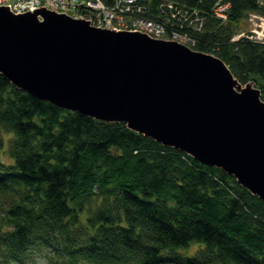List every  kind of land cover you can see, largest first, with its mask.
I'll return each mask as SVG.
<instances>
[{
	"label": "trees",
	"instance_id": "obj_1",
	"mask_svg": "<svg viewBox=\"0 0 264 264\" xmlns=\"http://www.w3.org/2000/svg\"><path fill=\"white\" fill-rule=\"evenodd\" d=\"M138 2L264 101V40L241 26L264 0ZM0 150V264H264V202L236 178L1 73Z\"/></svg>",
	"mask_w": 264,
	"mask_h": 264
},
{
	"label": "water",
	"instance_id": "obj_2",
	"mask_svg": "<svg viewBox=\"0 0 264 264\" xmlns=\"http://www.w3.org/2000/svg\"><path fill=\"white\" fill-rule=\"evenodd\" d=\"M0 73L30 95L217 167L264 202V101L212 54L0 7Z\"/></svg>",
	"mask_w": 264,
	"mask_h": 264
},
{
	"label": "built area",
	"instance_id": "obj_3",
	"mask_svg": "<svg viewBox=\"0 0 264 264\" xmlns=\"http://www.w3.org/2000/svg\"><path fill=\"white\" fill-rule=\"evenodd\" d=\"M0 7L8 8L15 15L46 10L86 21L96 28L142 33L152 39L175 41L192 49L188 35L176 31L169 35L164 25L143 16V7L138 0H0Z\"/></svg>",
	"mask_w": 264,
	"mask_h": 264
},
{
	"label": "rangeland",
	"instance_id": "obj_4",
	"mask_svg": "<svg viewBox=\"0 0 264 264\" xmlns=\"http://www.w3.org/2000/svg\"><path fill=\"white\" fill-rule=\"evenodd\" d=\"M241 26L244 28L245 33L253 32V34L258 39L264 40V16L259 15V14H252L248 16V20L246 19L245 21L241 23ZM248 84H251L254 88H256L253 83H248ZM242 86L244 87L245 85H242ZM1 157H4V156L1 155ZM195 248L196 246H192V248H189V249H180L179 252H181L182 254L186 256H193L195 254V250H194ZM14 264H50V262L43 254H33L32 256H29L26 259V261L22 263H14Z\"/></svg>",
	"mask_w": 264,
	"mask_h": 264
}]
</instances>
